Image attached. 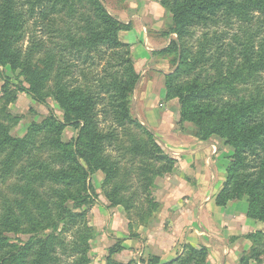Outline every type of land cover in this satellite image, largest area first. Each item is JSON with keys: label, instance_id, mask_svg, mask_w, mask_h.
Wrapping results in <instances>:
<instances>
[{"label": "trees", "instance_id": "trees-1", "mask_svg": "<svg viewBox=\"0 0 264 264\" xmlns=\"http://www.w3.org/2000/svg\"><path fill=\"white\" fill-rule=\"evenodd\" d=\"M39 2L40 0L35 4ZM56 5L62 11L67 8L76 11L78 5H81V8L88 9L95 16L93 18L91 15H86L85 25L80 27L81 29L78 27L82 32L79 38L76 34L65 35L67 42L61 45V52H64V49L83 52L85 48L84 53L88 58L91 54H101L102 49L106 47L113 52L109 66L113 68L120 65L122 74L110 71L112 81H107V79L99 80L98 73L93 72L92 76L88 73L92 79L89 78L85 89L82 87L70 89L69 85L62 80V72L65 68L60 67V74L51 97L64 111L63 123L55 117L47 119L41 125H33L24 138L16 137L11 130L2 127L0 154H7L8 163H17L22 157L30 155V143L33 136L50 131L54 137H50L49 142L58 149V159L65 166L56 170L48 164L38 162L31 166V172L23 171L22 175H27L29 178V186L21 190V193L27 194L30 207L17 201L18 211L9 207L0 220V264H25L27 255H34L33 264L57 263L60 260L55 253L57 247L66 250V243L59 232L60 225L64 224V229L71 224L75 225L78 217L77 213L65 204V200L78 199L72 194L71 187L76 183H82L85 189L93 191L91 185L87 188V180L90 173L97 170L105 173V186L109 185L117 162L113 163L108 157L105 158L102 155L103 146L106 142H113L118 128L130 125L142 128L131 112V97L139 81V75L134 70L128 45L119 39V31L129 27L112 17L101 0H55L54 5L51 8L47 7V10H56ZM162 5L171 8L173 14V25L165 36L175 34L178 40H173L168 48L157 54L174 53L180 60L178 69L166 78L168 93L176 96L179 101L181 114L179 124L192 123L196 130L195 136L201 141L217 137L224 140L225 145L234 149L227 168V181L221 191L215 195V203L219 207H225L230 202L243 199V195L248 193L249 217L263 222L264 199L261 201V197L264 196L261 193H264V99L239 98H241L240 86L250 83L259 74L264 73V36L259 38L257 36V39L253 33L248 35L245 41L239 42L240 58L233 55L236 51L233 45H221L219 55L212 65L214 74L208 73L203 67V64L211 61L207 57L208 45L203 43L196 53L185 49L182 41L186 34H189L191 27L206 24L214 17H217L218 23L220 15H224L228 21L238 17L241 22L253 23L256 14L264 13V0H174L173 3L163 0ZM0 16L2 17L0 19V66H11L13 70H21V74L29 85V87H21V90L35 99L40 98L39 91L42 87L45 88V81L55 62L44 64V68L40 70L38 66L32 64L30 57L25 56L22 59V52L15 47V43L25 35L27 22L25 15L17 13L9 4H6L0 9ZM59 33L65 34L63 30ZM229 51L232 57L226 65L222 56ZM115 59L117 63L114 65L111 61ZM2 75L0 71V76ZM99 86L108 87L109 102L107 100L105 102V98L99 93L101 90ZM224 96L235 101H223ZM100 102H105L106 105L104 103L103 109L99 111L97 106ZM216 105H223L224 109L219 111ZM99 112L115 115L116 130L112 129L105 134L99 129L96 120ZM2 115L9 116L5 110L2 111ZM65 125H71L80 130L74 144H65L60 141V132ZM145 134L149 137V142L143 141L144 143L133 147L131 153L142 159L141 180L145 190L150 194L156 178L172 172L175 160L152 142V139L155 140L152 134L146 131ZM248 154L254 157L252 163H255L256 169L258 168L255 174L244 173L249 167V163L246 162ZM251 175H254L253 179H248ZM47 179L53 184L64 186L62 189L52 188V195L58 198L54 203H49L46 198H42L36 188V183L42 184ZM123 191V186L116 185L112 191L106 193L114 205L130 209L131 201L122 196ZM84 204L86 201L82 199L77 206ZM158 206L153 199H149L148 210L141 215L143 225L149 223ZM9 232L16 235L28 234L31 237L27 241L12 239L8 236ZM260 235L261 233L257 232L248 238L256 240ZM180 248L182 251L171 261L163 263L158 256L151 255L141 264H207L208 250L206 248L196 249L190 244H183ZM123 250L122 245H116L111 250V254ZM251 257L253 256L241 259L240 264H250ZM255 259L258 261L257 258ZM128 264L140 263L132 261Z\"/></svg>", "mask_w": 264, "mask_h": 264}, {"label": "rangeland", "instance_id": "rangeland-1", "mask_svg": "<svg viewBox=\"0 0 264 264\" xmlns=\"http://www.w3.org/2000/svg\"><path fill=\"white\" fill-rule=\"evenodd\" d=\"M37 1L39 0H0V9L6 6V4H9L13 10L25 15V19H27L24 30L25 35L21 40L15 43V47L22 52V59H24L25 56L30 57V61L32 59V64L38 66L40 70L44 68V64L52 61L55 62L53 68L50 70L49 77L45 81V88L42 87L39 91L40 98L36 99L21 90L23 86L29 87L21 74V70H13L11 66H0V71L3 73V75L0 76V133L2 132V127H5L11 130L14 136L19 138L26 137L33 125H41L47 119L55 117L56 120L63 123L64 111L60 104L51 97V93L57 82V77L60 74V67L65 68V71L62 72V80L69 85L70 89L79 87L85 89L86 85L89 83V78L92 79L88 73H90L91 76L93 72L95 74L98 73L100 74L99 80L107 79V81H112L110 71H112V73L117 71L120 75L122 74V67H120V65L114 66L113 68L109 66L108 63L113 52L106 47L102 49L101 54H91L88 58L84 53L85 48L83 52L81 51L82 53L73 49H64V52H61V45H65V42H67L65 35L70 33L76 34L77 38H79L82 33L79 30L81 29L80 27L86 23V15H91L95 18L92 12L86 8H81V5H78V10L76 11L68 10V8L62 11L58 5H56V10L49 11L47 7L51 8L55 0H40L39 4H35ZM131 1L135 3V5H140L143 1V7L146 5V8L144 7L141 9V11L143 10V15H140L139 20H135L134 23H153V21L157 23H166L162 26L163 28H161V30L156 28V31L146 26H141L145 33L153 35L151 38L152 42H150V46L153 48L150 52L148 61L142 60L143 56L140 55L141 52L145 51V46L138 47L140 44H143L142 41L136 46L124 41L127 35H130L125 33H128L133 28L131 25L132 22H129V25L124 24V21L119 18L117 11L123 7L125 2L129 5ZM168 1L171 3L174 2V0ZM101 2L112 17L129 27V29H122L119 31V39L122 43L128 45L130 58L133 60L134 70L137 75H139V81L131 97V112L133 117L140 122L142 128L131 125L118 128L116 138L113 142H106L103 146L102 155L105 158L108 157L113 163L117 162V166H114L115 171L113 170L112 182L109 185L105 186V173L101 170H97L90 173L87 180V188L91 185L93 191L85 189L82 183H76L71 187L72 194L76 195L78 199L65 200V204L72 209L74 213H77V222L74 223L75 225H69L66 229H64V224L60 225L59 232H61L60 234L66 243V250L57 247L55 253L60 260L54 264H128L132 261H137L141 264L142 261H147L149 257L146 255L145 249L141 248L138 254L135 253V249H132L133 252L128 250L132 246L130 238H137L139 236L140 226L143 223L141 215H144L143 213H146L148 210L149 199L154 200L152 188L149 194L145 190L144 183L141 180L140 169L142 159L139 156L133 155L131 149L140 143L149 142V137L145 134L146 131L155 137V140L152 139L153 143L157 144L170 158L173 159V157L167 150L163 149V146L167 147L169 141L160 140L152 129L142 123L138 116L137 109H139V105L136 103V100L138 98V92H140L139 85L143 81L142 76L144 70L155 69V78L157 84L160 85L156 92V94L158 93L161 96V108H159V112L167 113L172 117L178 118L179 121L181 119L178 98L169 94L166 87L167 76L173 74L178 69L180 60L177 54L174 53L167 55L157 54L168 48L173 40H178V36L175 34L167 37L165 36V33H168L170 27L173 25L171 8L163 6V0H101ZM145 15L151 19V22L150 20H145ZM0 19H2L1 16ZM217 21V17H214L206 24H199L191 27L189 34H186L182 41V45L185 49H189L196 53L203 43L208 45L207 57H209L211 61L203 64V67L210 74H214L212 65L219 55L221 45H233L236 48L235 54L233 55L240 58L239 51L241 45L239 42L245 41L247 36L253 33L256 38L257 36L258 38L264 36V13L261 12L255 15L253 23L241 22L238 17L228 21L224 15H220L219 22L217 23ZM61 30H63L65 34H60L59 32ZM155 37L158 42L161 41L162 44L158 43L155 45L153 43ZM229 46L227 47L229 48ZM121 51H123V49ZM135 53H137L139 59L135 58ZM230 54L231 51L222 56L226 65L229 63V60H231L232 56ZM238 62L239 61H237V63ZM111 63L115 65L117 60H112ZM93 64L95 65L94 67L92 66ZM104 69L107 70L104 71ZM224 69H226V66H224ZM106 72L109 75L106 74ZM99 88L101 89L99 93L103 95L105 102L106 100L109 102L108 98L110 92L108 87L99 86ZM240 89L241 98L239 99L246 98L250 100L257 97L264 99V73L259 74L250 83L240 86ZM227 96H224L223 101H235L228 99ZM105 102H100L97 106V110H102ZM215 107L219 111L224 109L223 105H216ZM3 110L9 114L8 117L2 115ZM96 120L98 121L99 129L103 133L106 134L112 129L116 130L117 121L113 113L106 115L103 112H99L96 116ZM179 121L177 123L178 125L176 124L178 130L181 131L184 136L186 135L185 138H187L188 141H191L192 138L202 144L208 142L213 143L221 150V163L224 164L226 168L224 169L225 180L218 191L219 193L228 178L227 168L230 165L231 156L234 154L233 147L225 145V141L217 137H213L208 141H201L195 136L196 130L192 123L186 122L184 124H179ZM79 133V129L71 125H65L60 132V141L65 144H74L77 141ZM50 137H54L53 133H50V131H44L34 135L30 143V155L22 157L21 161L17 163H8L7 154H0V220L9 207L17 209V201H21L22 205L30 207V200L27 194L21 193V190H25L29 186V178L27 175H22L23 171L27 173L31 172V166L38 162L44 163L45 165L48 164L56 170H60L65 166L62 161L58 159V149L50 144ZM151 146L150 144V147ZM253 159L254 157L248 154L246 162L249 163V167L244 171L245 174H255L258 171V168L256 169L255 167V163H252ZM174 168L175 167H173V170ZM253 176L254 175H251L248 179H253ZM116 185L123 186L124 191L122 192V196L131 201L132 205L130 209L114 205L111 199L108 198L106 192L112 191ZM36 188L42 198H46L49 203H54L58 198L52 195V188L62 189L64 186L62 184H53L52 181L47 179V181L42 184L36 183ZM261 195L264 196V193H261ZM82 199L86 201V204L77 206ZM248 199V193H245L243 199H241L247 203V215L249 210ZM263 199L264 197H261V201ZM231 203L234 202H230L229 204ZM227 206L222 207L225 208L223 212L229 211L228 213H232L236 211L235 208L230 207L228 209ZM18 209L16 211H18ZM160 211L161 209L158 206L153 216ZM152 221V219L149 220V222ZM256 221L261 224L260 230L245 236L251 248L249 251L245 252L246 254L243 258H248L252 255L253 257L249 260L250 264H263L264 221ZM257 232H260L261 235L258 236L256 240L248 238L250 235ZM8 236L12 239L18 238L23 241H27L31 237V235L28 234L16 235L10 232ZM116 245H122L124 250L112 255L111 250L116 247ZM140 247H142V245ZM181 251L182 249L179 250V253ZM255 258H257L258 261H255ZM33 259L34 255H27L25 264H33Z\"/></svg>", "mask_w": 264, "mask_h": 264}, {"label": "crops", "instance_id": "crops-1", "mask_svg": "<svg viewBox=\"0 0 264 264\" xmlns=\"http://www.w3.org/2000/svg\"><path fill=\"white\" fill-rule=\"evenodd\" d=\"M143 5V1L140 5L125 2L117 13L124 24L132 22L133 28L125 33L130 35L124 41L135 46L142 41L138 47L145 46V51L140 55L142 60L148 61L153 35L145 33L142 27L156 31L166 23H134L143 15L141 9L146 8ZM145 17L151 22L148 16ZM153 43L162 44L156 37ZM134 56L139 59L137 53ZM155 74V69L143 71V81L139 85L141 93L138 92L136 100L137 113L142 123L160 140L169 141L163 149L176 162L173 172L158 177L152 187L154 202L161 211L151 218L152 222L140 226L139 236L130 238L132 246L128 250L133 252L135 249L138 254L143 248L148 257L158 256L165 263L177 257L183 244H190L196 249L208 250L207 264H240L245 252L251 248L245 236L260 230L261 224L248 217L244 200L228 204V209L236 210L232 213L223 212L225 208L216 205L215 195L225 180L226 166L221 163V150L213 143L202 144L192 138L188 141L178 130L179 119L159 112L161 96L156 92L160 85Z\"/></svg>", "mask_w": 264, "mask_h": 264}]
</instances>
